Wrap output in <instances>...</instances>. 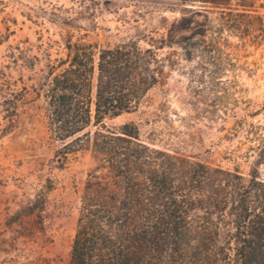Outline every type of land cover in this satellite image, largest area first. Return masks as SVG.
Returning a JSON list of instances; mask_svg holds the SVG:
<instances>
[{
  "label": "trees",
  "instance_id": "16d2710c",
  "mask_svg": "<svg viewBox=\"0 0 264 264\" xmlns=\"http://www.w3.org/2000/svg\"><path fill=\"white\" fill-rule=\"evenodd\" d=\"M182 1L212 4L220 27L242 38L264 32L253 26L264 23L248 0L241 9L231 0ZM192 24L177 19L98 51L82 37L73 41L68 30L64 56L47 53L33 89L45 99L49 128L65 150L90 149L105 170L85 183L68 264H264V179L257 166L244 176L142 141L134 122L119 129L105 122L136 111L182 56L202 57L193 71L208 72L212 85L225 67L237 66L210 21ZM19 51L25 67L40 61ZM12 85L0 70V109L10 123L24 97Z\"/></svg>",
  "mask_w": 264,
  "mask_h": 264
},
{
  "label": "rangeland",
  "instance_id": "374dc122",
  "mask_svg": "<svg viewBox=\"0 0 264 264\" xmlns=\"http://www.w3.org/2000/svg\"><path fill=\"white\" fill-rule=\"evenodd\" d=\"M248 1L264 23V0ZM240 3L231 0L232 7ZM219 10L182 0H0V70L24 95L12 123L0 109V264H68L85 183L105 174L90 149H64L49 128L44 97L33 89L47 53L64 56L68 30L73 41L82 37L98 51L177 19H191V26L210 21L224 51L237 58L235 68L219 72V84L201 68L193 71L202 57L182 56L136 111L105 122L115 129L134 122L142 141L244 176L257 166L264 179V32L242 38L222 29ZM253 26L264 29L258 20ZM22 49L40 61L25 67Z\"/></svg>",
  "mask_w": 264,
  "mask_h": 264
}]
</instances>
